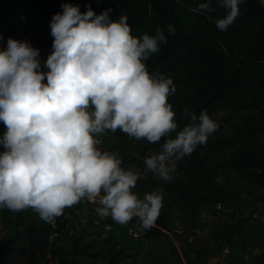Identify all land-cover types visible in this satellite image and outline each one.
I'll return each instance as SVG.
<instances>
[{
    "label": "trees",
    "instance_id": "obj_1",
    "mask_svg": "<svg viewBox=\"0 0 264 264\" xmlns=\"http://www.w3.org/2000/svg\"><path fill=\"white\" fill-rule=\"evenodd\" d=\"M201 2L207 0H0L4 38L29 42L40 50L42 62L52 51L50 21L64 3L81 12L90 6L96 14L112 9V19L125 15L137 37L154 35L160 27L167 43L146 64L149 72L173 79L176 92L169 103L179 128L190 123L182 115L185 106L197 116L205 110L211 118L225 111L238 116L231 135L176 161L170 182L153 174L137 181L134 192L141 198L163 189L159 217L153 227L142 229L137 242L103 247L86 232L73 237L71 208L52 223L32 209H3L0 230L13 233L0 247V264H82L83 259L93 264H210L225 249L222 264H264V207H258L264 204V4L245 0L234 24L221 31L216 20L225 10L212 0L214 12L192 11ZM104 136L111 140L105 150L119 152L125 169L142 165L146 154L160 152L164 143L135 140L119 131ZM206 208L215 218L209 228L201 218ZM206 229L211 243L194 245L193 238Z\"/></svg>",
    "mask_w": 264,
    "mask_h": 264
},
{
    "label": "clouds",
    "instance_id": "obj_2",
    "mask_svg": "<svg viewBox=\"0 0 264 264\" xmlns=\"http://www.w3.org/2000/svg\"><path fill=\"white\" fill-rule=\"evenodd\" d=\"M225 10L216 27L226 31L245 0H216ZM212 0L194 12H214ZM112 9L81 12L71 3L50 21L52 51L8 38L0 48V210L32 209L52 223L66 208L88 201L96 213L119 225L138 218L143 229L155 225L163 208V189L134 192L138 170L122 167L119 152L102 150L99 138L122 132L135 140L158 143L161 151L145 158L148 172L173 179L176 161L207 143L218 123L207 111L198 116L188 106L190 123L179 128L169 97L173 79L151 73L146 61L167 43L164 30L132 34L128 18L112 19ZM168 32L174 34L172 25ZM2 39V37H0ZM179 129V130H178ZM175 133V137H172Z\"/></svg>",
    "mask_w": 264,
    "mask_h": 264
},
{
    "label": "rangeland",
    "instance_id": "obj_3",
    "mask_svg": "<svg viewBox=\"0 0 264 264\" xmlns=\"http://www.w3.org/2000/svg\"><path fill=\"white\" fill-rule=\"evenodd\" d=\"M262 4H264V0H260ZM0 48L7 47V40L3 36V32L0 31ZM14 39L13 37H9ZM215 120L219 127L218 130L215 131L212 135L209 136L207 143L201 147H205L207 145L212 144L216 140H218L220 137L229 136L231 135L234 127L238 123V116L233 114L232 112H219L217 113L213 118ZM107 141V138L104 137V145L105 147H110L109 144L105 143ZM104 147V148H105ZM102 150H105V149ZM131 168L133 170H140L142 169V165H138V163L134 165H127V169ZM264 207V204L259 205L258 207ZM68 218L72 219L75 223V229L72 232L73 237H78L83 232H86L88 237L93 240L99 241V243L103 247H110L114 244H129V243H135L136 241L132 240L128 235V228L131 226L136 227L137 230H142V226L139 223L140 221L138 218H133L131 222H129L127 225H119L115 223L113 220L105 219V220H99L96 216V211L94 208L84 205L83 207H78V205L71 207L69 211ZM202 221L203 223L207 224L208 228L210 227V224L215 220V218L212 216V213L210 209H205L203 211L202 215ZM97 221H100V224L97 225ZM1 238H0V247L2 246L3 240L7 237H9L13 231L2 229L0 230ZM197 237L193 238V244L194 245H200L204 243H211V235L208 231V229L199 231ZM176 246H179V243L175 242ZM215 246H213L214 248ZM82 264H93L89 260L82 261ZM97 264H106L105 261H98Z\"/></svg>",
    "mask_w": 264,
    "mask_h": 264
},
{
    "label": "built area",
    "instance_id": "obj_4",
    "mask_svg": "<svg viewBox=\"0 0 264 264\" xmlns=\"http://www.w3.org/2000/svg\"><path fill=\"white\" fill-rule=\"evenodd\" d=\"M0 127H1V128L4 127V125H3L2 122H0ZM99 138L102 140V144H101L99 147H100L101 149H103V148L105 147V145H104V134H103L101 137H99ZM157 153H159V151H149V152L146 154V156L142 159V169L140 170V173H141V177H142V178H147V177H149V176L152 174L151 172H148V171L146 170V167H145V165H144V160H145V158L148 157V156H150V155L157 154ZM87 205L90 206V207H92V208H94V209H96V207L98 206L97 203L88 202V201H87ZM218 209H222V206L219 205V206H218ZM96 216H97V218H98L99 220H105V219L112 220L110 217H107V218H105V217H101V216H99L97 213H96ZM138 220H139V219H138ZM139 223H140V222H139ZM96 224L99 225V224H100V221H97ZM140 224H141V223H140ZM128 235H129V237H130L132 240H134V241L137 242V241L140 239L141 235H142V230H141V229H140V230H137L136 227L131 226L130 228H128ZM0 238H1V233H0ZM227 253H228V250H227V249H225L222 253H218V254H217V255L211 260V263H210V264H217V263L222 264V263H223V259L225 258V256L227 255Z\"/></svg>",
    "mask_w": 264,
    "mask_h": 264
},
{
    "label": "crops",
    "instance_id": "obj_5",
    "mask_svg": "<svg viewBox=\"0 0 264 264\" xmlns=\"http://www.w3.org/2000/svg\"><path fill=\"white\" fill-rule=\"evenodd\" d=\"M5 131H6L5 126H4L3 128L0 127V135L3 134ZM104 137L107 138V141L105 140V141H106L105 143L108 142L107 144L110 145V144H111V140H110L107 136H104ZM105 145H106V144H105ZM104 149H105V148H104ZM3 150H4V149H3ZM3 150H2V151H3ZM2 151H0V152H2Z\"/></svg>",
    "mask_w": 264,
    "mask_h": 264
}]
</instances>
